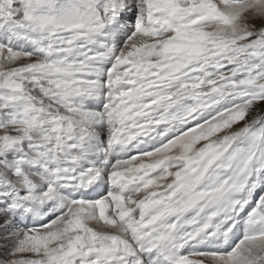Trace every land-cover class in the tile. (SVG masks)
I'll list each match as a JSON object with an SVG mask.
<instances>
[{
  "label": "snow or ice",
  "instance_id": "snow-or-ice-1",
  "mask_svg": "<svg viewBox=\"0 0 264 264\" xmlns=\"http://www.w3.org/2000/svg\"><path fill=\"white\" fill-rule=\"evenodd\" d=\"M0 264H264V0H0Z\"/></svg>",
  "mask_w": 264,
  "mask_h": 264
}]
</instances>
